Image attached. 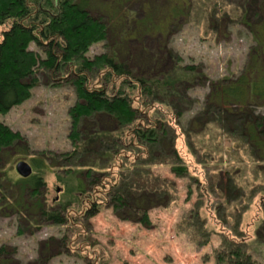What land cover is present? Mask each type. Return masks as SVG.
<instances>
[{"label":"trees","instance_id":"1","mask_svg":"<svg viewBox=\"0 0 264 264\" xmlns=\"http://www.w3.org/2000/svg\"><path fill=\"white\" fill-rule=\"evenodd\" d=\"M133 1L139 0H0V29L8 27L0 31V113L29 99L40 82L39 69L49 76L68 70L77 97L69 110L71 149L32 159L29 177L16 181L9 177L5 185L0 184V208L14 212L31 232L42 223H66L80 199L106 188L105 179L114 182L104 193L106 206L115 216L151 226L148 211L164 206L159 196L167 198L170 193V186L159 184L151 167L166 162L177 176L188 173L187 165L175 162L178 156L173 149L176 131L184 135L179 123L185 110L180 94L196 88L205 75L199 66L185 64L169 47V40L196 14L202 16L205 32L216 40L224 38L232 25L243 26L251 35L252 47L237 76L209 83L194 116L201 124L197 135L213 126L216 139L230 136L233 142L224 151L217 146L206 150L192 146L189 135L187 144L203 158L197 164L204 181L222 171L230 175L229 169L237 167L236 174L250 175L242 174L246 182L237 187L249 192L246 204L255 192L264 197V0H142L146 5L138 14L127 9ZM138 38L159 39V52L152 53V62L144 63L145 68L137 69L128 66L121 48ZM108 40L113 41L111 47L105 44L102 53L88 56L93 45ZM95 115L108 117L114 127L94 125L90 132L88 122ZM21 140L18 132L0 122V158ZM50 165L63 168L57 174L61 199L53 206L46 204L43 193L42 172ZM119 165L124 171L111 176ZM6 185L13 196L9 197ZM98 209L93 203L87 214L93 216ZM228 254L232 264H257L240 248Z\"/></svg>","mask_w":264,"mask_h":264},{"label":"rangeland","instance_id":"2","mask_svg":"<svg viewBox=\"0 0 264 264\" xmlns=\"http://www.w3.org/2000/svg\"><path fill=\"white\" fill-rule=\"evenodd\" d=\"M145 2L133 1L127 9L138 14L140 9L143 11ZM157 3L155 16L159 18V1ZM227 32L223 34L224 38L214 39L205 32L202 16L196 14L169 40V47L182 56L185 64L199 66L205 79L196 88L180 94L184 101L181 108L185 110L179 123L184 135L176 131L173 149L178 156L175 162L188 166L187 175L177 176L166 162L150 169L159 184L165 188L170 186L167 198L159 196V203L164 206L148 211L151 226L146 228L115 216L112 207L106 206L108 201H105L104 193L114 182L105 179L103 187L106 188L97 191L96 196L80 199L62 225L42 223L31 232L28 224L19 221L14 212L0 208V248H3L0 264H232L228 253L235 248L242 249L257 264H264V197L255 192L246 204L249 192L237 190L241 181L246 182L240 177L246 173L236 174L237 167L229 169L230 175L222 171L215 177L206 176L204 181V176L198 172L201 165L197 164L203 158L191 151L186 138L190 135L192 146L206 150L217 146L216 149L223 151L234 140L230 136L229 140H225L228 137L221 138L223 145L216 139L218 132L213 126L197 135L201 124L194 119L209 90V83L234 78L248 60L252 47L249 32L241 25H232ZM136 40L121 50L128 66L145 68L144 63L152 62V53L159 52V39L149 40L151 42ZM112 42L93 45L88 56L102 53L104 45L109 48ZM156 67L159 69V63ZM67 71L49 76L39 69L40 82L31 89L29 99L7 113H0V122L22 138L1 155L0 184L5 185L9 177L12 181L17 180L19 175L15 166L18 162H26L32 167V159L38 160L43 155L51 158L71 149L69 110L77 97L71 83L73 75ZM88 123L90 132L95 129L94 125L114 127L112 120L103 115H95ZM187 132L189 134L185 136ZM54 161H49L52 166L56 165ZM51 165L42 172L43 193L48 206L61 199L62 190L57 174L63 168ZM122 170V165L117 166L110 171L111 176H118L117 172ZM246 176L250 177L248 173ZM5 188L9 197L13 196L10 187L6 185ZM93 203L99 205V209L90 216L87 209ZM18 229L25 232L21 234Z\"/></svg>","mask_w":264,"mask_h":264},{"label":"water","instance_id":"3","mask_svg":"<svg viewBox=\"0 0 264 264\" xmlns=\"http://www.w3.org/2000/svg\"><path fill=\"white\" fill-rule=\"evenodd\" d=\"M15 171L20 178H27L31 175L32 169L26 162H18L15 166Z\"/></svg>","mask_w":264,"mask_h":264}]
</instances>
